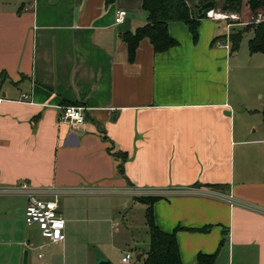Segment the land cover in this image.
<instances>
[{"label":"crops","instance_id":"crops-1","mask_svg":"<svg viewBox=\"0 0 264 264\" xmlns=\"http://www.w3.org/2000/svg\"><path fill=\"white\" fill-rule=\"evenodd\" d=\"M211 13L196 41L171 21L175 46L156 52L144 38L130 60L123 34L147 23L142 0H0V246L23 236L7 210L25 221L27 182L41 198L66 197V239L78 207L158 196L155 221L181 227L183 264L200 252H217V264H264V124L233 91L225 12ZM65 102L84 107V126L60 121Z\"/></svg>","mask_w":264,"mask_h":264},{"label":"rangeland","instance_id":"rangeland-1","mask_svg":"<svg viewBox=\"0 0 264 264\" xmlns=\"http://www.w3.org/2000/svg\"><path fill=\"white\" fill-rule=\"evenodd\" d=\"M28 1L33 2V0ZM218 1L221 4L223 0ZM246 2L244 0L245 4L240 13L230 12L227 15L225 13L229 12H225L224 16L219 17L218 22L219 29L224 34L222 39L230 43V35L243 30L239 48L232 50L233 64H237L233 71L232 88L233 91L237 90L240 97L248 98L251 105H255L258 107L256 109L261 111L256 115L260 126V122L264 124V52L250 51L249 41L254 37L255 31L254 28L249 30L244 28L254 21L262 20L263 16L258 15L257 19L256 16H250ZM220 9L216 10L221 11ZM143 14L146 13L135 10L131 17L137 18ZM65 198L61 197L60 201L63 209L66 205ZM76 200L80 199L76 198ZM68 202L71 200L69 199ZM87 208L78 207L75 211L78 220L74 221L72 226L76 233L69 236L62 245L50 243L41 235L37 227L27 225L21 210L19 212L13 205L7 213L9 218L15 219L13 224L23 236L13 243L7 242L0 246L3 252V260L0 259V264L11 258L17 260V264H25L26 251L27 264H98L103 259L110 260L112 264H125L122 259L128 252L132 255L128 264H143V258L140 256L148 251L150 245L149 227L145 217L146 205L134 201L132 196L122 195L112 199L103 198ZM18 229L15 231H19ZM23 238L26 244L20 243V248L17 242L23 241Z\"/></svg>","mask_w":264,"mask_h":264},{"label":"trees","instance_id":"trees-1","mask_svg":"<svg viewBox=\"0 0 264 264\" xmlns=\"http://www.w3.org/2000/svg\"><path fill=\"white\" fill-rule=\"evenodd\" d=\"M106 4H112L115 0H105ZM209 0H142V8L147 12V23L138 27L134 32L129 31L123 34L124 41L128 46L129 59L133 60L137 48L144 38H148L156 52H163L175 46L178 41L171 36L168 26L171 21L185 23L196 41L199 37V27L202 19L208 17L207 12L198 13L197 4L201 5ZM214 2L213 9H220L222 12L240 13L243 9L244 0H218ZM250 16L262 15V20L248 24L244 30L254 28L255 35L249 41L250 51L264 52V0H246ZM257 22V23H256ZM242 31L230 35L232 50L238 49L242 40ZM70 105L69 102H65ZM73 105V104H71ZM159 199L158 196L139 197L138 200L147 205L145 210L146 223L149 227L150 245L143 256V264H183L180 247L177 240L178 226L172 232L162 230L154 218L153 205ZM210 226L204 227L208 231ZM228 230L224 229L225 242ZM217 252L203 253L197 256L196 264H217Z\"/></svg>","mask_w":264,"mask_h":264},{"label":"built area","instance_id":"built-area-1","mask_svg":"<svg viewBox=\"0 0 264 264\" xmlns=\"http://www.w3.org/2000/svg\"><path fill=\"white\" fill-rule=\"evenodd\" d=\"M225 16L227 17V15ZM126 17L127 10L119 9L116 12L115 22L117 24L124 23ZM226 47L228 48L229 44ZM23 97L26 99L29 96L23 94ZM60 121L69 123L72 126H84L86 123L84 107L80 105L62 106ZM19 187L28 191V201L25 208L27 225L37 227L41 231V235L50 243L64 242L66 240V219L60 211L58 194L51 199H45L30 190L27 182H23ZM131 258L132 255L128 252L122 260L123 262H129Z\"/></svg>","mask_w":264,"mask_h":264},{"label":"water","instance_id":"water-1","mask_svg":"<svg viewBox=\"0 0 264 264\" xmlns=\"http://www.w3.org/2000/svg\"><path fill=\"white\" fill-rule=\"evenodd\" d=\"M213 6H214V2L212 0H209L201 5L197 4V7H198V13L199 14H202L204 11L207 12V15L208 13H210V11H213ZM76 134L74 132H72L71 134H69L68 138H69V142L68 144L70 145H73V144H76ZM27 256H28V252L26 251V254H25V264H27ZM98 264H112L110 260L108 259H103L101 260L100 262H98Z\"/></svg>","mask_w":264,"mask_h":264},{"label":"bare ground","instance_id":"bare-ground-1","mask_svg":"<svg viewBox=\"0 0 264 264\" xmlns=\"http://www.w3.org/2000/svg\"><path fill=\"white\" fill-rule=\"evenodd\" d=\"M211 12V11H210ZM211 14H213L214 15V13H211Z\"/></svg>","mask_w":264,"mask_h":264}]
</instances>
